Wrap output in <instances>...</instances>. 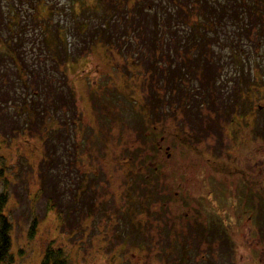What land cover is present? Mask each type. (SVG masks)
Listing matches in <instances>:
<instances>
[{
  "label": "rangeland",
  "instance_id": "obj_1",
  "mask_svg": "<svg viewBox=\"0 0 264 264\" xmlns=\"http://www.w3.org/2000/svg\"><path fill=\"white\" fill-rule=\"evenodd\" d=\"M81 1L0 0V192L9 196L14 264H41L49 248L67 264L240 261L246 222L220 246L239 224L236 210L223 215L226 232L206 226L199 235L173 194L190 175L189 189L200 183L193 196L207 176L219 180L207 162L217 160L219 139L204 136L218 107L228 123L248 83L264 106V0ZM153 18L161 36L145 37L139 29ZM194 31L210 45L205 63L188 49ZM233 31L239 67L230 48L221 56ZM252 130L264 146V108ZM173 134L187 145L168 149ZM256 227L250 241L264 235Z\"/></svg>",
  "mask_w": 264,
  "mask_h": 264
},
{
  "label": "flooded vegetation",
  "instance_id": "obj_2",
  "mask_svg": "<svg viewBox=\"0 0 264 264\" xmlns=\"http://www.w3.org/2000/svg\"><path fill=\"white\" fill-rule=\"evenodd\" d=\"M254 86L255 84H250L249 88L248 83L245 88L248 87V90H250ZM247 91L243 92V95L237 96L240 100L234 102L235 105H239L240 112L238 115L230 114L227 123L224 114L220 112V108L217 106L218 118L209 117L205 127L204 136L208 139V142L212 136L219 139L221 148L218 156L219 160L217 158L218 161L214 160L210 163L211 159L207 158L211 171L213 170L219 175V180L216 177L215 181L213 175L207 176V179L204 180V182L207 181L205 188L198 196H193V192L200 186V183L192 184L189 189L187 184L193 178V175H190L184 183V191L182 193L181 191H174L173 195L176 202L178 200L186 201L188 211L185 212L184 218L188 219L186 222L190 223L191 227L199 232V235L204 233L202 227L206 226L207 233H212L219 226H222L224 232H226V220L223 219V215L225 213L230 215L232 210H236V213L240 215L239 224L237 228L233 227V230L225 235V241L221 239L220 246L235 242L246 222L247 229H249V239L245 242L242 240L235 242L237 245L245 246V253L239 256L240 261L233 259L232 264H264V243H262L264 242V235L260 240L256 234L254 239L250 241L253 232L257 231V225L264 230L261 225V218L257 213L262 212L261 209L264 212V146L257 145L256 135L252 130L256 124L257 116L264 106L257 108L252 100V98L255 99V92ZM221 101L225 105V99L222 96ZM161 141L163 142L164 138H161ZM181 141L182 138L178 134H173V144L169 145L168 149L173 145L179 146ZM158 145L161 150L162 145ZM225 158H230L228 167ZM156 162H154L156 164L154 171L160 168V165ZM127 164H130L127 168L131 169V163L127 162ZM193 170L194 167L192 166L190 172ZM188 193L192 195V199ZM232 202L233 206L231 207ZM173 224L177 225L175 220H173ZM193 231L195 232V230ZM231 237L236 240H232ZM232 256H238L236 250L232 252Z\"/></svg>",
  "mask_w": 264,
  "mask_h": 264
},
{
  "label": "trees",
  "instance_id": "obj_3",
  "mask_svg": "<svg viewBox=\"0 0 264 264\" xmlns=\"http://www.w3.org/2000/svg\"><path fill=\"white\" fill-rule=\"evenodd\" d=\"M2 1V0H1ZM238 0H236L235 2L237 3ZM242 1V0H241ZM246 1V0H245ZM253 1V0H251ZM244 2V0L242 1ZM81 3L83 4L84 3V0L81 1ZM231 3H234L233 1H231ZM229 3V4H231ZM248 3V2H246ZM252 9H255L257 10L256 6L253 4L252 6ZM259 11L260 10H264V8H260L258 9ZM151 13V11H150ZM158 15H159V11H158ZM215 16H217L216 14H214ZM148 17H151L150 15H148ZM217 22L219 21L218 18L215 19ZM214 18H209V23L210 25L213 26L214 23ZM219 24H222L220 21L218 22ZM227 23V22H226ZM225 23V24H226ZM147 24V28H140L139 30H142V33L145 35V37H147L150 32H152V34L156 37H160L161 36V26L159 25L158 23V20L153 18L152 20H149L148 23H146V20H145V23H143L142 25H145ZM229 26L231 28H233L230 24L227 23V26H226V29L229 28ZM132 28H134V25L132 24L131 25ZM167 28V27H166ZM207 30H209V27H205ZM158 32V35H155L156 33ZM225 33V31H224ZM237 32L233 31V32H230L229 34H225L226 36V42H227V45H223L222 49H223V52H221V56H223L225 59L227 58V53H226V50H229L230 52V57L232 58L233 61H235V65H237L236 67H239L240 65H242V61H241V57L243 56L241 53H240V49H238V47L240 46H234V47H230L228 46L229 44H233L235 45V40L237 38V36H235L234 34H236ZM192 36H191V39L188 41V49H192L194 52L196 51V53H193V55H197L200 57V59H202L203 63H205V60L206 58H209L210 59V55L209 54H206V52L202 53L204 51L205 48H209L210 45H206V46H200L199 43L201 44V41L202 43H204V40L205 38L200 37L199 36V33H197L196 31L194 32H191ZM201 35V34H200ZM235 36V37H234ZM208 37V36H207ZM209 39V37H208ZM135 40H138L140 41V39H137L135 38ZM188 40V39H187ZM196 40H198L199 42H197ZM210 40V39H209ZM194 43V44H192ZM190 45V46H189ZM134 47V45H133ZM225 48H230V49H226ZM156 49V48H155ZM139 51H137L138 53ZM159 52L157 50H155V58H157V54ZM223 53H226V54H223ZM223 54V55H222ZM163 56V55H162ZM153 61H147L146 65L147 64H150L152 63ZM155 65L158 64V61L155 60ZM232 63V62H231ZM199 64H201V62H199ZM156 69V68H154ZM192 69V68H191ZM146 70L147 69V66H146ZM155 72V70H154ZM3 170H0V176H3ZM87 176L85 175V178ZM7 182V181H6ZM87 189V188H85ZM8 198L9 196H7L6 192L4 191L3 192H0V264H14L15 263V252H13V239H12V235H11V232H12V225L10 224V222L8 221V217L4 214V210L6 208V204L8 202ZM127 217H128V221L129 223L134 224L135 225V220L133 218H131L130 214H127ZM135 222V223H132V222ZM133 225V227H134ZM135 228V227H134ZM135 229H138L135 228ZM125 245V244H124ZM63 251L61 250H53L51 248H49L45 254V257L42 261L41 264H67L69 261V259L67 257H64L63 255Z\"/></svg>",
  "mask_w": 264,
  "mask_h": 264
}]
</instances>
